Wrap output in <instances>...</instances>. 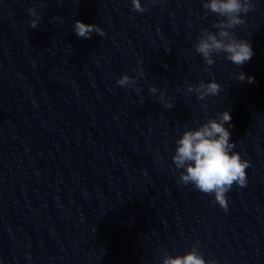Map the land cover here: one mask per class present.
<instances>
[{
  "label": "clouds",
  "instance_id": "obj_1",
  "mask_svg": "<svg viewBox=\"0 0 264 264\" xmlns=\"http://www.w3.org/2000/svg\"><path fill=\"white\" fill-rule=\"evenodd\" d=\"M131 5L135 11L145 10L142 0H131ZM202 6L206 10L205 15L212 12L217 16L212 25L214 30L202 28L193 45L205 64L213 65L221 53L236 66L250 60L253 56L250 40L237 36L233 29L245 24V16L242 14H247L254 8V0H202ZM28 12L33 17L30 25L35 28L39 23V13L35 7H29ZM73 30L78 37L83 38H89L93 32L104 35L100 25L80 19L73 21ZM143 76L144 71L138 61L136 75L123 72L117 77L116 83L120 86H131L140 93L141 89L136 81ZM235 78L240 81L247 80L249 83L255 80L253 75L244 71L236 72ZM185 88V94L194 93L198 99L204 100L209 96L219 95L222 85L213 77L206 81L200 80L197 84L189 83ZM148 91L151 94L158 93L157 99L163 107H173V100L166 97L165 89L149 85ZM202 107L207 109L206 104ZM231 120V111L225 108L217 111L215 115H208L195 127L185 124L175 140L171 157L175 168L179 170V183L190 184L200 192L213 195L215 201L225 210L229 203L227 193L233 185H247L246 169L250 166V161L242 157L240 151L234 150L236 142L231 139ZM198 245L199 241L193 243L187 251L177 252L175 255L169 254L165 249L161 264H220L216 259H206Z\"/></svg>",
  "mask_w": 264,
  "mask_h": 264
}]
</instances>
